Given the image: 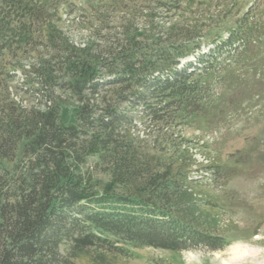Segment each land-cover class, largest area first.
<instances>
[{
  "label": "trees",
  "instance_id": "obj_1",
  "mask_svg": "<svg viewBox=\"0 0 264 264\" xmlns=\"http://www.w3.org/2000/svg\"><path fill=\"white\" fill-rule=\"evenodd\" d=\"M185 1L0 0V264H72L101 234L173 252L231 245L220 189L236 174L199 162L184 126L205 79L258 43L256 8L227 6L225 35L182 18ZM69 17L86 42L67 36Z\"/></svg>",
  "mask_w": 264,
  "mask_h": 264
},
{
  "label": "rangeland",
  "instance_id": "obj_2",
  "mask_svg": "<svg viewBox=\"0 0 264 264\" xmlns=\"http://www.w3.org/2000/svg\"><path fill=\"white\" fill-rule=\"evenodd\" d=\"M73 1L84 5L87 0ZM233 2L237 5L230 12L235 16L256 8L253 28L258 43L240 49L214 77L205 79L209 97L184 126L185 136L202 145L193 149L199 162L211 161L236 174L221 181L220 189L223 227L231 245L218 252H173L101 234L103 247L81 254L72 264H264V0H186L181 17L198 18L205 26L221 22L226 35L236 18L226 15L225 8ZM73 18H68L64 31L72 42L82 44L89 34L71 25ZM62 112L66 123L74 125V109L65 107ZM108 183L105 174L97 173L93 188L101 193ZM61 250L68 253L67 246Z\"/></svg>",
  "mask_w": 264,
  "mask_h": 264
}]
</instances>
